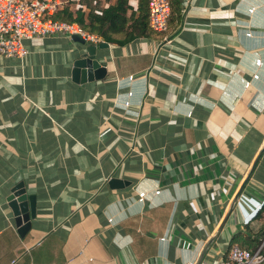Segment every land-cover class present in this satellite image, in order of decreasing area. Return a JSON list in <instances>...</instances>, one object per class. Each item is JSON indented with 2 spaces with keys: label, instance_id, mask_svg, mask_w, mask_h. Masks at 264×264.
I'll use <instances>...</instances> for the list:
<instances>
[{
  "label": "crops",
  "instance_id": "1",
  "mask_svg": "<svg viewBox=\"0 0 264 264\" xmlns=\"http://www.w3.org/2000/svg\"><path fill=\"white\" fill-rule=\"evenodd\" d=\"M181 9L169 44L101 39L100 80H73L67 37L0 58V264H216L246 225L259 231L264 0ZM20 183L36 196L24 238L6 202Z\"/></svg>",
  "mask_w": 264,
  "mask_h": 264
},
{
  "label": "built area",
  "instance_id": "2",
  "mask_svg": "<svg viewBox=\"0 0 264 264\" xmlns=\"http://www.w3.org/2000/svg\"><path fill=\"white\" fill-rule=\"evenodd\" d=\"M73 1L79 0H0V58L17 59L22 64L28 55L25 42L37 38L79 36L84 42L101 44L100 38L89 35L76 23L52 18L64 4ZM147 9L149 28L169 44L166 32L171 14L170 0H147ZM138 198L144 200L147 194L139 193ZM216 264H264V242L253 252L232 246Z\"/></svg>",
  "mask_w": 264,
  "mask_h": 264
},
{
  "label": "trees",
  "instance_id": "3",
  "mask_svg": "<svg viewBox=\"0 0 264 264\" xmlns=\"http://www.w3.org/2000/svg\"><path fill=\"white\" fill-rule=\"evenodd\" d=\"M171 14L168 33L172 35L181 22V0H170ZM128 10L130 13L128 14ZM147 0H112L101 6V0H79L64 4L52 18L68 23H76L81 29L108 43H125L136 38H149L158 35L148 26ZM257 219L262 226L252 233L246 225L245 233L233 236L229 248L238 246L250 252L255 251L264 242V205L258 210Z\"/></svg>",
  "mask_w": 264,
  "mask_h": 264
},
{
  "label": "water",
  "instance_id": "4",
  "mask_svg": "<svg viewBox=\"0 0 264 264\" xmlns=\"http://www.w3.org/2000/svg\"><path fill=\"white\" fill-rule=\"evenodd\" d=\"M72 39L75 43H78L81 46L78 58L75 60L73 65V80L75 82L85 83L103 79L106 76L107 71L106 68L102 67V59L99 55V51L106 50L108 45L106 43H101L96 46L91 43L84 42L79 36H74ZM261 155L262 152L256 158L250 174L253 172ZM247 180L248 178L235 195L233 205L236 203L244 185L247 183ZM108 185L111 189L117 190L129 186V183L119 179H111ZM6 202L8 208L10 209L15 227L17 228V232L21 238H24V236L32 228V222L36 218V196L29 195L27 189L24 187V184L20 183L11 189ZM227 218L228 216H226L221 224V228L225 224Z\"/></svg>",
  "mask_w": 264,
  "mask_h": 264
}]
</instances>
